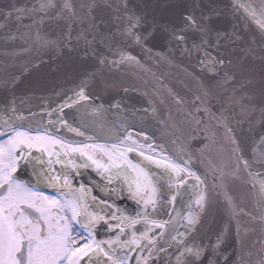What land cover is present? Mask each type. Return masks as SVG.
Here are the masks:
<instances>
[{
    "label": "water",
    "instance_id": "water-1",
    "mask_svg": "<svg viewBox=\"0 0 264 264\" xmlns=\"http://www.w3.org/2000/svg\"><path fill=\"white\" fill-rule=\"evenodd\" d=\"M43 2L0 0V117L12 116L8 108L15 98L17 114L25 118L26 127L29 123L47 125L63 116L71 128L84 133L81 136L55 124L60 129L55 135L66 140L113 144L117 136L128 132L133 136L147 132L149 142L162 144L177 163L191 157L192 169L203 180L197 184L194 178L177 188L165 220L168 224L161 230L163 238L157 236L160 246L167 249L157 264H176L177 248L171 238L186 231L189 236L178 239L204 245L203 264L209 260L213 264L216 260L220 264H264V164L260 163L264 152V29L257 23L259 15L253 18L244 10L248 6L259 13L264 0H73L80 19L71 29L63 19L48 18L55 17V9L47 15L40 11ZM53 2L60 5L63 0ZM13 8L28 12L23 18L16 12L8 18ZM125 13L144 17L145 23L135 29L141 35L156 25L144 44L124 34ZM186 13L198 19L211 14L213 34L200 51L192 45L200 43L201 33L185 26ZM37 19L42 23L33 24ZM179 29H184L177 32L185 36L182 42L170 36ZM216 32L221 33L219 47L215 46ZM109 36L106 42L103 38ZM78 37L90 42L95 37L96 51L119 63L100 64L91 55L85 57L87 47ZM185 46L190 52L184 51ZM204 49L211 57L230 62L213 69ZM121 52L135 59L121 61ZM202 59L206 61L203 67ZM82 83L92 99L54 111ZM229 127L233 133L227 131ZM233 134L250 169L239 159ZM200 190L206 192L209 204L193 231L186 227L187 216L190 209L199 211L195 199ZM229 198L235 219L228 211ZM217 237L219 254L212 248Z\"/></svg>",
    "mask_w": 264,
    "mask_h": 264
},
{
    "label": "snow or ice",
    "instance_id": "snow-or-ice-1",
    "mask_svg": "<svg viewBox=\"0 0 264 264\" xmlns=\"http://www.w3.org/2000/svg\"><path fill=\"white\" fill-rule=\"evenodd\" d=\"M91 7L92 5H89V8ZM49 9H55L56 15L48 18L63 19L70 29L75 21L80 19L73 0H63L60 5L54 3L53 0H44L39 10L47 15ZM244 10L253 18L259 15L261 19L257 23L264 29V5L261 6L259 13L255 8L248 6H244ZM13 12L17 13L18 18H23L28 10L13 8L7 12V17L11 18ZM125 15L127 24L123 29L124 34L132 38L135 43L144 44L155 31L156 25L153 24L150 31L141 35L135 29L145 23L144 17L135 13H125ZM184 20L187 28L198 30L201 33L200 43L194 41L192 45L193 48L200 51L203 44L210 43L209 38L213 34L211 14H201L198 19L192 13H186ZM32 23L39 25L42 21L37 19ZM92 27L96 28L95 23L92 24ZM178 31L182 33L184 29L173 30L170 32V36L172 39L182 42L186 38L183 35H178ZM215 34L217 37L215 46L219 47L221 33L216 32ZM224 35H228V33H224ZM69 38H71V31H69ZM80 38L84 39L87 47L83 53L85 57L91 55L100 64L112 63L115 65L119 63V61H110L108 57L96 51L93 47L95 37L91 42L86 37H78V39ZM37 39H41L39 33H37ZM103 39L108 42L110 36ZM44 43L51 45L55 42L44 41ZM69 47H71L70 39ZM184 51L190 52V49L185 46ZM203 55L211 61L213 69L216 65L230 62L220 57H211L206 49H204ZM126 59H135V57L121 52L120 60ZM205 63L204 59L200 61L202 67ZM91 99L86 94L82 83L78 86V90L74 89L73 95L67 97L63 104L54 111H61L69 104H78L81 100L90 101ZM10 105L8 111L12 113V116H8L7 119L0 117V264H133V261L134 264H157L160 253H166L167 249L160 246L157 241V236L163 238V231L155 232L154 228L163 230L168 221L151 219L147 212L149 206L153 209L156 208L159 188L150 178L144 161L163 168L164 173L161 174V178L166 174L169 184L174 180L184 184L189 177H194L197 184H203L201 177L192 169L191 157L182 163H177L167 155L162 144L156 145L154 141L149 142L151 138L145 131H139L135 136L131 132L124 136H117L116 143L110 147L104 144L86 145L65 142L62 137L55 135L60 131L54 126L57 123L61 127H69L71 131L81 136L84 133L78 128H71L63 116H60L56 121H50L47 125L38 124L33 127L29 123L26 127L23 123L25 118L17 114L15 98L10 101ZM98 108H102V105L94 106L93 110ZM227 131L233 133V129L230 127L227 128ZM231 139L236 145L235 150L240 153L239 159L245 169H250L252 165L243 156V149L234 134ZM262 142H264V137H262ZM33 149L47 152L50 158L55 156V163L63 165L67 162L76 169L94 167L97 173L107 179L109 183L114 176L118 177L123 174L130 197L137 204H143L141 210L143 215L141 212H137L136 216H129L120 212L119 209H117V212H120L119 215L116 212L103 215L90 212L83 198V194L86 192L83 185L79 189L81 196L67 198V194L63 191V189L71 187V181L67 175L63 176V184H60V175L44 174L47 186L56 189L54 195H48L39 190V178H37V184H29L18 179V162L21 159L32 157ZM73 153H79L80 157L84 158L83 162L79 164L74 162L71 159ZM130 153H138L144 158V161H133L129 158ZM52 163L53 161L49 159V165ZM260 163L264 164V152L260 153ZM249 175L252 173L249 172ZM261 192L264 193V181L261 182ZM93 199L96 198L93 197ZM102 203L106 204L107 201H102ZM195 204L199 211L189 210L188 225L186 226L193 231L200 223V213L206 211L209 204L204 190L199 191ZM229 205V214L235 219L237 213L235 206L231 205L230 198ZM100 221H105L109 230H115L114 235L107 240H98L94 235L93 230ZM141 223L144 230L138 233L136 225ZM180 236L188 237L189 232L178 233L177 236L171 238L177 248L176 264H203L202 256L205 254V246L197 244L195 241L189 245L187 239H178ZM219 244L220 237H217V243L212 245L214 252H217ZM145 252L147 255H143ZM133 253H137V255L133 256ZM217 254L219 253L217 252ZM101 255L106 259L102 261L93 259V257ZM209 264H213V262L209 260ZM215 264H220L219 260H216Z\"/></svg>",
    "mask_w": 264,
    "mask_h": 264
},
{
    "label": "flooded vegetation",
    "instance_id": "flooded-vegetation-1",
    "mask_svg": "<svg viewBox=\"0 0 264 264\" xmlns=\"http://www.w3.org/2000/svg\"><path fill=\"white\" fill-rule=\"evenodd\" d=\"M64 140L65 142H76L86 145L104 144L109 147L112 145V143L98 141L77 142L66 139ZM55 147L58 148L59 146ZM129 158L135 162L144 161V158L139 156L138 153H130ZM49 159L53 161L51 165H49ZM71 159L79 164L83 162L84 158H81L79 153H73ZM55 160V156L50 158L47 152H41L37 149H33L32 157L28 159H21L18 162V179L26 181L29 184H37V178H39V190L45 192V194L54 195L56 194V189L47 186V181L44 179V174L48 173L51 176L60 175V184H63V176L67 175L71 181V187L63 189V191L67 194V198L81 196L82 194L79 189L81 185H83L86 189V192L83 194V198L90 212H95L101 215L112 212H116L117 215H119L120 212H122L129 216H136L137 212H141V215H143V212L141 211L143 209V204H137V202L130 197V194L127 191V182L123 174L119 175L118 177L114 176L111 183H109L107 179L101 177L97 173L94 167L76 169L67 162L62 165L60 163H55ZM144 165L146 166V170L148 171L150 178L159 188L157 206L155 209L149 206L147 208V212L149 213L151 219L165 221L176 190L182 184L175 180L169 184L166 174L163 178H161V174L164 173L163 168H160L155 164H149L146 161H144ZM129 171L131 170L129 169ZM132 176L134 177L135 174L133 173ZM191 179H194V177H189L186 181ZM93 197L96 199L94 200ZM102 201H107V203L104 204ZM117 209H119L120 212H117ZM136 229L138 233L143 231V224H137ZM114 231L115 230H109L107 228L105 221H100L93 230L94 235L98 240H107L110 236L114 235ZM154 231L160 232L161 229L154 228ZM130 234L131 233L129 232V236ZM85 236H87L86 233ZM124 238L127 239L128 237ZM135 255H137V253H133V256ZM143 255H147V252L143 253ZM93 259L102 261L106 258L101 255L100 257H93Z\"/></svg>",
    "mask_w": 264,
    "mask_h": 264
}]
</instances>
